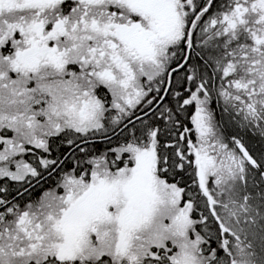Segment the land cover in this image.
I'll list each match as a JSON object with an SVG mask.
<instances>
[{"label": "snow or ice", "instance_id": "obj_1", "mask_svg": "<svg viewBox=\"0 0 264 264\" xmlns=\"http://www.w3.org/2000/svg\"><path fill=\"white\" fill-rule=\"evenodd\" d=\"M0 264H264V0H0Z\"/></svg>", "mask_w": 264, "mask_h": 264}, {"label": "trees", "instance_id": "obj_2", "mask_svg": "<svg viewBox=\"0 0 264 264\" xmlns=\"http://www.w3.org/2000/svg\"><path fill=\"white\" fill-rule=\"evenodd\" d=\"M51 184H52V182H49V184H45V185L43 186V188H39V187H38V188L36 189L34 195H39L40 192L44 190V188L49 187Z\"/></svg>", "mask_w": 264, "mask_h": 264}]
</instances>
